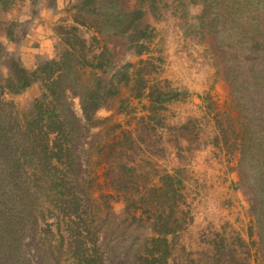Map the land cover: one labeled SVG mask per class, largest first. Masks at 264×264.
<instances>
[{"label":"rangeland","instance_id":"374dc122","mask_svg":"<svg viewBox=\"0 0 264 264\" xmlns=\"http://www.w3.org/2000/svg\"><path fill=\"white\" fill-rule=\"evenodd\" d=\"M54 1L0 8V119L21 150L36 101L59 121L38 120L29 133L36 150L46 137L47 154L35 156L46 165L26 164L16 149L13 164L0 149V264H154L145 260L159 214L175 230L157 264H264V223L252 202L253 191L264 198L253 183L264 176V146L254 161L241 157L252 155L248 142L258 134L247 103H235L230 49L209 25L213 12H235L233 0ZM250 1L264 2L234 0L240 8ZM263 5L245 8L262 30ZM47 6L55 10L50 57L33 51L40 45L32 38ZM11 59L37 78L8 85ZM58 64L61 80L50 85ZM74 193L82 201L75 210Z\"/></svg>","mask_w":264,"mask_h":264},{"label":"trees","instance_id":"16d2710c","mask_svg":"<svg viewBox=\"0 0 264 264\" xmlns=\"http://www.w3.org/2000/svg\"><path fill=\"white\" fill-rule=\"evenodd\" d=\"M222 1L223 0H221V2ZM10 2L11 0H0V8H7ZM260 2L261 4H259L260 6H258L257 8L254 7L257 3H251V1L246 6L242 4L243 7L240 8L236 6L237 3H235L233 0L231 7L235 8V12L232 10L233 14L231 16H227L226 18H224V16H222L219 12H213L211 18H209V25H211V27H215L216 30L217 44H220L221 46L226 45L230 49V51L227 52V61L229 62L227 73L229 76V81H231L232 89L235 93V103H237V105L239 106L247 103L248 107L252 111L250 114V121L254 129L251 130L254 131L255 134H258V137L256 138L258 141L248 142L249 147L252 149L251 156H248L245 150L241 155L243 159L250 158V161L256 160V155H253V153L256 152V147L264 146V140L259 137V134H261V132H264V129H261L263 127L260 126V124H264V30L261 29L262 20L260 16L258 15V17L251 15L252 12H247L245 8L252 7L256 11H258V9H261L262 5L264 4V2ZM214 3L220 4V2L217 0H215V2L213 1L212 4ZM0 55H3V45L1 42ZM46 65L47 62H45V65L42 68L44 69ZM60 66L61 65L58 64L56 70L60 69V71L57 74V77L54 80L52 79L53 82H51L50 85L60 82L62 75ZM8 68L9 75L5 79L8 82V85H13L14 82H16L14 81V79H17L16 85L19 86L18 88H16V90L28 86L33 80H35V78H37V76L34 77L35 72L28 71L23 66H21L19 59H11ZM52 73L53 70L51 71V74ZM45 79L47 80V74L45 76ZM0 87L2 88L1 84ZM240 92L242 93L239 95ZM94 103L95 105L91 106V108H89L90 110L98 105V102ZM29 112L30 114H32L33 112L36 113L33 114V118H31V116H28V119L26 121L25 136L28 139V148H24L22 150L20 149L22 148V146H20V143L17 142V140L13 137L14 133L11 131V125L5 118L4 120L0 119V149L5 150V152L3 153V156L6 158L5 161L12 162L13 164L16 163L17 159H14L12 157V151L16 149L18 153V150H21L19 154L28 156L30 158L29 160L21 158L22 160L26 161V164H32L34 166L46 165L47 160L45 158L39 159V157H35L36 154H47V142L45 140L46 137H44V135L40 136L39 139L42 141V143L40 149L36 150V138L32 139V135L29 133L31 132V127L35 126L38 120H46V122L48 120V122L57 123V127L59 121L56 118V112L54 113L47 108V101L45 100L36 101ZM232 122L236 123L237 121L233 120ZM231 127L233 128L231 133L234 134V136L238 137L237 133L235 132L237 127ZM41 129L42 128H40L39 130ZM258 131L260 133H258ZM234 143L238 144L239 142L238 140H234ZM252 145H255V148ZM33 157L36 160H34ZM251 164L253 163H249V165ZM26 169H28L27 165ZM33 175H35L34 179L42 181V179H40L41 176L37 174V172ZM11 177L13 178V175ZM168 180L170 181L169 178ZM253 183L255 187L264 186V176H253ZM252 193L254 195V198H252V202L254 204L253 209L255 211V218L257 217V220L258 218H260L264 223V219L260 215H258V212H261L264 216V198L258 192L253 191ZM19 195L20 194H15L16 198L20 199ZM21 195H24V193H21ZM72 198L73 202L72 204H70L71 207L74 208L73 210L78 209V205L82 203L80 195L74 193L72 194ZM13 199L15 200V198L12 197L10 201H12ZM260 203L261 207L259 208ZM3 212L4 211L1 210L0 214H2ZM260 219L258 221H260ZM138 220L142 221L141 218H139ZM168 225L169 217L163 214H159L157 218L153 222H151L150 227L155 234L151 236L149 240L155 246V248H153L151 252H149L152 257L151 260H149V258H146V262L149 261L151 263L153 262L154 264H157L154 262L156 260L165 262V256L168 252V243L165 235L170 231L175 230L174 227H170ZM10 232L11 230L8 229L3 234L7 235L8 238H10V234H8ZM137 259L139 258L137 257ZM93 260L95 262L101 261L99 256L93 257Z\"/></svg>","mask_w":264,"mask_h":264},{"label":"crops","instance_id":"0c3cea01","mask_svg":"<svg viewBox=\"0 0 264 264\" xmlns=\"http://www.w3.org/2000/svg\"><path fill=\"white\" fill-rule=\"evenodd\" d=\"M63 0H57V7L59 8V4L62 3ZM68 1V0H64ZM56 2L54 1V4L52 5L53 7L55 6ZM51 6L45 7V13H47V23L41 24L40 22H37L36 27V33L32 36L34 42H38L40 47L34 48L33 51L35 53L39 54H47V56L53 55L54 52V46L53 44L55 43V34L53 32V23L50 20V14L53 13L55 10ZM47 9V10H46ZM53 19V18H52ZM47 27V33H42L41 28ZM41 32V33H40ZM32 48V47H31Z\"/></svg>","mask_w":264,"mask_h":264}]
</instances>
